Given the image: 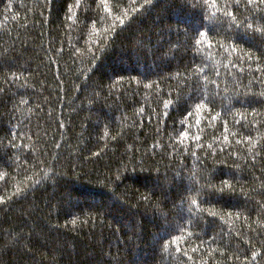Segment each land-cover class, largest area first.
I'll return each instance as SVG.
<instances>
[{"label": "trees", "instance_id": "1", "mask_svg": "<svg viewBox=\"0 0 264 264\" xmlns=\"http://www.w3.org/2000/svg\"><path fill=\"white\" fill-rule=\"evenodd\" d=\"M0 264H264V4L0 0Z\"/></svg>", "mask_w": 264, "mask_h": 264}, {"label": "snow or ice", "instance_id": "2", "mask_svg": "<svg viewBox=\"0 0 264 264\" xmlns=\"http://www.w3.org/2000/svg\"><path fill=\"white\" fill-rule=\"evenodd\" d=\"M260 3H261V4H264V0H260Z\"/></svg>", "mask_w": 264, "mask_h": 264}]
</instances>
